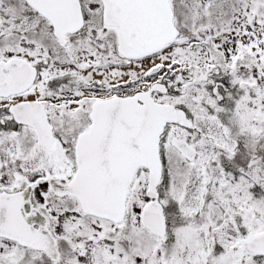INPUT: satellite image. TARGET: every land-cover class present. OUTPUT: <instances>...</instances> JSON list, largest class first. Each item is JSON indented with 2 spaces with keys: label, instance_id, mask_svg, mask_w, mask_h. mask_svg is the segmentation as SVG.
<instances>
[{
  "label": "snow or ice",
  "instance_id": "1",
  "mask_svg": "<svg viewBox=\"0 0 264 264\" xmlns=\"http://www.w3.org/2000/svg\"><path fill=\"white\" fill-rule=\"evenodd\" d=\"M0 264H264V0H0Z\"/></svg>",
  "mask_w": 264,
  "mask_h": 264
}]
</instances>
